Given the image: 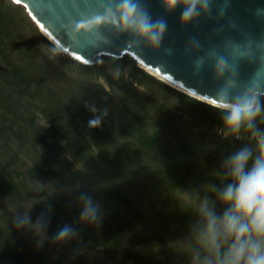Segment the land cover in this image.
<instances>
[{"label": "trees", "instance_id": "1", "mask_svg": "<svg viewBox=\"0 0 264 264\" xmlns=\"http://www.w3.org/2000/svg\"><path fill=\"white\" fill-rule=\"evenodd\" d=\"M8 19L0 12V264H193L199 203L216 199L212 186L229 182L222 179L223 162L242 147L254 148L255 139L243 128L225 136L216 106L156 80L128 57L86 65L59 50L76 73L48 68L39 48L27 53L36 40L54 45L33 21V37L7 32ZM13 33L18 59L5 38ZM39 108L45 125L36 124ZM97 117L99 127L89 128ZM256 126L264 130L261 117ZM36 185L47 192L30 206L39 205L38 215L26 205ZM62 187L75 199L101 198L98 224L81 221L80 206L56 195ZM24 215L39 218L42 242L35 229L17 227ZM65 226L76 236L53 243ZM76 240L84 245L79 261L70 244Z\"/></svg>", "mask_w": 264, "mask_h": 264}, {"label": "clouds", "instance_id": "2", "mask_svg": "<svg viewBox=\"0 0 264 264\" xmlns=\"http://www.w3.org/2000/svg\"><path fill=\"white\" fill-rule=\"evenodd\" d=\"M96 3L98 10L77 19L73 30L83 26L81 34L92 36L107 27L128 35L136 43L151 48L160 46L167 22L153 20L141 0H96ZM161 4L169 13L180 7L179 22L186 25L209 13L212 0H161ZM224 8L220 9V15ZM192 43L199 47L197 41ZM225 49L227 54L215 49L207 53L212 61L214 79L222 81L216 90L219 98L216 110L222 113L224 135L239 134L243 128L256 142L254 148L245 146L227 157L221 175L229 182L222 188L212 186L215 200L205 196L200 201L199 220L191 230V238L197 246L192 259L193 264H264V130L256 126L257 117L264 122V36L259 39L246 37L243 43L227 41ZM51 51L59 54V45L53 46ZM241 60H255L258 65L244 83L238 80ZM204 62V58L194 61L197 72ZM90 110L95 111L94 108ZM99 125V117L88 122L89 128ZM79 201L81 221L98 224L99 206L86 194H81ZM217 202L223 206L221 212L216 209ZM24 226L35 229L42 242L43 225L39 218L32 222L27 215L22 216L17 227ZM75 236L74 230L65 226L54 236L53 243L66 242Z\"/></svg>", "mask_w": 264, "mask_h": 264}, {"label": "water", "instance_id": "3", "mask_svg": "<svg viewBox=\"0 0 264 264\" xmlns=\"http://www.w3.org/2000/svg\"><path fill=\"white\" fill-rule=\"evenodd\" d=\"M14 1L25 9L34 23L86 65L94 64L100 56L121 58L129 54L148 70L217 105L216 90L222 81L214 79L212 61L207 53L215 49L227 54V41L243 43L246 37L259 39L264 36V0H212L209 13L186 25L179 22L180 7L169 13L162 7L161 0H141L153 20L167 22L157 48L136 43L128 35L107 27L92 36L81 34L83 26L73 30L77 19L98 10L96 0ZM221 8H224L223 15H220ZM193 41H197L199 47H195ZM198 58L205 61L199 72L194 64ZM257 66L255 60L239 61L238 80L248 81Z\"/></svg>", "mask_w": 264, "mask_h": 264}, {"label": "rangeland", "instance_id": "4", "mask_svg": "<svg viewBox=\"0 0 264 264\" xmlns=\"http://www.w3.org/2000/svg\"><path fill=\"white\" fill-rule=\"evenodd\" d=\"M15 6H17V5H14L13 2H12V0H0V8H1L0 9V12L1 13H4V14H6V15L9 16L8 23H7V26H8L7 32H21V33H23L24 35H27V36H31V37L35 36L36 35L35 28L30 23V21H32V20H30L31 18L29 17V15L27 14V12L25 11V9L22 6L18 5V7H20V9H16ZM14 35H15V33H13L11 35H5V38L8 41L7 44L9 46V48H11V52L14 55V58H17L18 59V58H21L22 56H20L18 54V49L14 45L15 43H17L15 41ZM33 43H34V47L31 50H29V52L27 53V55L31 54L33 52V49L34 48H39L40 51H41V54L44 55V57H41V58L43 60L45 58V60H47L49 62L48 68L54 67V68L60 69L62 72L67 73V75H73L74 73H76L74 68L67 67V65L65 64V62H63L59 58V56L57 54H54L51 51V49L49 47L45 46V44H43L41 41H37L36 40ZM125 57H128L130 60H132L134 62L133 57L130 56L129 54H124L121 58H114V57H109V56H100V57H98L96 59L113 58V59L119 60V59H123ZM0 59H1V54H0ZM17 59H13V61L14 62L19 61ZM75 75H78V74H75ZM45 78L46 77H44L43 79L39 80L40 85L46 83V81L44 80ZM32 89H34V87H32ZM22 95L24 97V94H20L19 96L22 97ZM37 96H39V95H37ZM15 100L18 101V99H15ZM42 102H44L43 107H45V108H46V105L49 104V102L47 100H45V99H42ZM21 103L22 102H20L19 105H21ZM35 118H36V124L37 125H45V124L48 123L47 118L42 115V111H41L40 108L38 109V112H37ZM0 136H1V132H0ZM15 147L16 146H14V148ZM7 163H8V165H7ZM7 163H6V166L9 167L10 169L14 167V165L11 162L7 161ZM58 190L61 191V192H57ZM58 190L56 191L57 192L56 195H60V194H63L64 193L65 196H63V197L64 198L67 197V199H69V202L72 204V206H75V207H79L80 206V209L82 210V206H81V203H80L79 199H75L74 198V195L72 193L66 192V190H67L66 187L59 188ZM45 194H47V192L45 191L44 188H42L39 185H36V186H33V187L29 188V190L27 191V197L29 199L28 198L26 199V205H28V208L27 209L28 210H32L35 215H38L37 213H39L38 212V209H39V205H40L39 202L41 200V199L39 200V198L43 197ZM63 197H61V198H63ZM140 200H139V202H140ZM65 201H66V203H68L67 200H65ZM32 202H34L35 204H38L39 203L37 210H33L30 207L31 204H32ZM92 202H93V204L99 206V212H98V214L103 215L104 214V211H103V209H102L101 206H103L102 204H104V203L102 202L101 198L100 197H96L95 199H93ZM70 203H69V205H70ZM66 207L67 206H65V208ZM35 212H37V213H35ZM165 212H167V211H165ZM34 219L36 221L38 220L37 217H34ZM59 226H60L59 223H57L52 228V230L58 229ZM24 229L25 230H30L28 226H24ZM43 229H45V228H43ZM128 230L130 231V235H131L133 231H131L130 228ZM132 237H133V235H132ZM135 238L137 239V242H139L140 238L138 236L137 237L135 236ZM132 239H130V240H132ZM129 243H130V241H129ZM70 244H71V249L73 250L72 252H74L76 254V256H78L76 261H79V259H81L82 256L84 255L81 252V249H83L82 247H84V245L79 240L73 241ZM130 246H131V244H130ZM99 260L101 262H104L105 259L100 257ZM92 262H94L93 264H97L98 263L96 260H94Z\"/></svg>", "mask_w": 264, "mask_h": 264}, {"label": "bare ground", "instance_id": "5", "mask_svg": "<svg viewBox=\"0 0 264 264\" xmlns=\"http://www.w3.org/2000/svg\"><path fill=\"white\" fill-rule=\"evenodd\" d=\"M12 2L13 3H15V1L14 0H12ZM16 4V3H15ZM18 5V4H17ZM36 24V23H35ZM37 25V24H36ZM37 27L39 28V30H40V32L55 46V45H59V50H61L63 53H65L66 55H68V56H70L71 58H73L74 60H77L78 62H80V63H83V64H86L85 62H83V61H81V60H79L78 58H76V57H74L71 53H69L65 48H63L59 43H57L54 39H52L48 34H47V32L39 25H37ZM135 61V60H134ZM136 64H137V66L139 67V68H141L144 72H146L147 74H149L150 76H152L153 78H155L156 80H158V81H161V82H163L164 84H166V85H168L169 87H171V88H173V89H175V90H177V91H179V92H181V93H183V94H186V95H188V96H190V97H192V98H195V99H197V100H200V101H202V102H205V103H207V104H210V105H213V106H216L217 107V104H215V103H212V102H210V101H208V100H205V99H203V98H200V97H198V96H196V95H194L193 93H191V92H189V91H187V90H185V89H183V88H181L180 86H178V85H176V84H174V83H172V82H170L169 80H167V79H165V78H163V77H161V76H159V75H157L156 73H154V72H152V71H150V70H148L147 68H145L143 65H141L139 62H138V60L136 61Z\"/></svg>", "mask_w": 264, "mask_h": 264}, {"label": "snow or ice", "instance_id": "6", "mask_svg": "<svg viewBox=\"0 0 264 264\" xmlns=\"http://www.w3.org/2000/svg\"><path fill=\"white\" fill-rule=\"evenodd\" d=\"M17 2H19V0H17ZM78 59H79V57H78Z\"/></svg>", "mask_w": 264, "mask_h": 264}]
</instances>
